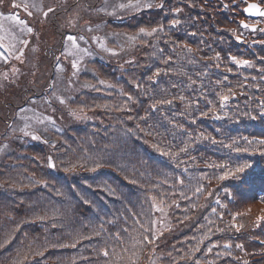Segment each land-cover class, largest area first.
<instances>
[{"label": "trees", "instance_id": "obj_1", "mask_svg": "<svg viewBox=\"0 0 264 264\" xmlns=\"http://www.w3.org/2000/svg\"><path fill=\"white\" fill-rule=\"evenodd\" d=\"M249 1L264 8V0H139L141 6L114 15L96 8L102 0H54L46 7L54 9L44 22L53 42L35 66L40 71L35 79L42 81L30 82L28 90L6 86L0 123L10 125L11 108L32 96L43 100L47 93V101L70 119L36 129L39 141L17 131L3 143L11 128L0 138V264H264V245L256 243L264 241V220L257 225L264 217V145L243 139L264 140V118L243 115H257L264 101V17L246 15ZM74 11L80 21L102 19L104 28L96 33L108 35L105 45L117 47L119 55L110 57L86 36L92 52L73 69L74 90L60 92L67 94L61 104L50 92L67 57L63 38L69 30L62 18ZM173 20L180 23L172 26ZM240 21L257 25L256 30L242 29ZM161 26L163 31L152 36L139 33ZM13 27L19 34V26ZM73 30L70 35L79 27ZM232 56L252 66L238 67ZM125 93L133 97L127 107ZM223 94L230 99L221 109ZM213 106L222 119L212 112L201 115ZM233 141L234 147H227ZM185 144L187 151L180 152ZM49 156L55 168L48 167ZM245 162L251 167L240 179L220 181L221 168L208 167L227 165V171ZM201 184L204 191L193 195ZM152 197L164 201V223L156 225L162 235L142 246L136 241L143 229L134 221L162 214L147 215ZM236 213L235 223L244 225L239 232L231 228ZM226 243L231 247L225 249ZM238 243L243 250L235 247Z\"/></svg>", "mask_w": 264, "mask_h": 264}, {"label": "rangeland", "instance_id": "obj_2", "mask_svg": "<svg viewBox=\"0 0 264 264\" xmlns=\"http://www.w3.org/2000/svg\"><path fill=\"white\" fill-rule=\"evenodd\" d=\"M53 1L54 0H28L29 3L36 2L40 4L44 11L47 10L46 7L50 6L53 3ZM56 1L66 4L69 0H56ZM144 1H148V0H144ZM22 2L23 0H0V13H3L4 16H7L9 14L18 15L21 19L25 20L29 26L34 28V34H29L23 37L24 39H28L30 41L29 45L25 48V51H24L23 63L15 60L11 56L9 57L8 60L14 59L15 63H7L8 61L4 62L3 60H0V74L8 73V79L6 80L3 78L2 75H0V101H1V95L3 94V90L6 88V86L11 85L12 83H14L18 87H21V86L25 87V90H28V88L26 87L27 84H31L33 81L35 82L34 85H40L42 80L35 79L36 78L35 75L39 74L38 72L40 71L35 69V66L37 67L39 63H42L43 57H45L43 55V50L49 44L53 42L52 31L51 30L49 31L48 28L44 27V22H45L46 17L43 16L42 12H37L35 10H32L33 15L28 16V14L23 11L22 7L13 8V3L22 4ZM136 3H137V0H102V3H99L98 7L96 8H98V10L104 9V11L102 12L105 14L114 15V14H118L122 12L123 8L119 7L120 4L135 5ZM130 8L136 9V7H130ZM79 18H80V15L76 14L75 11L72 13H69V17L67 18L64 17V19L62 18V23H64V26L67 28V30H69V34H66L65 37L63 38L64 45L68 46L67 52H65L67 54V57H64L63 59H61L63 63L60 62L59 68H58L59 73L53 79V89L50 92L51 98L53 97V92H55L57 96H62L61 93H65V92L68 93L71 90H74V86L76 82L75 78L77 77V73H75L76 71H74L72 68V61L73 59H76V57L72 55L73 50L70 44H68L66 40V37L70 35V31H74L73 29L75 27H79V32L78 33L76 32L72 35H76V36L83 35L86 39L88 37L90 38L92 42H95L98 47H100V44L97 41L92 40L91 37L93 36L100 37L104 44H105V39L107 40L108 35L106 34L98 35L96 33V31L100 30V28H104L102 19L100 20V22L97 21L96 23L93 21L87 22L84 17H82L80 21ZM0 23L4 24L5 32H12L14 34H18L17 29L13 27V25H16L14 21L7 22V20H2L0 21ZM89 27L92 28L91 32L88 31ZM8 42L9 41L6 39L5 43H8ZM78 43L80 47L82 48L87 47L89 49V54L92 52V49L89 48L90 46L88 45V41L87 43H85V41H78ZM108 48L115 49L117 53L116 55H112L108 53L110 57L119 55V49L115 47L114 45H112V47L109 46ZM33 49H35V51H33ZM0 51H5V49L0 48ZM87 55L84 56V59L82 61L89 59L86 57ZM13 66H15L16 68L20 70L19 74L16 76H13L11 72V69L13 68ZM60 77H62V82L60 80ZM62 84L64 87L61 86ZM16 86H12L11 91L8 92V93H11L10 94L11 97H13L12 91H14V94H17V91H15ZM8 93H6L5 95L7 96ZM47 95H49V93H47ZM65 95L67 96V94ZM46 96L43 97L44 98L43 100L38 99L37 97H34V96L29 97L28 102H26L25 104L20 105L18 108L10 109L9 118H10V121L12 120L11 124L9 125V123H6V124L0 123V138L5 133L6 128H11V132L4 136L3 143H7L9 141V138L15 132L19 131V129L23 128L26 123L31 125L29 131H32L33 133L35 131L36 133L37 132L36 129H41V126H47L48 128H50L52 125H56L60 123L62 124L61 120L68 121L70 119V114L68 116H63V114L60 113L59 110L54 108L52 104H48L46 102L47 101ZM10 99L15 100V98H10ZM61 109L63 110V108ZM49 116L54 119V124L48 123V121L45 119V117H49ZM37 119L44 120V122L38 123ZM22 134L24 135V133ZM26 137H29V136H26ZM2 147L0 149H2ZM162 215L163 214L159 215V217L157 218V221H159L160 218L162 219L161 217ZM256 240L258 241L259 239H256ZM256 243L262 244L261 242H256Z\"/></svg>", "mask_w": 264, "mask_h": 264}, {"label": "snow or ice", "instance_id": "obj_3", "mask_svg": "<svg viewBox=\"0 0 264 264\" xmlns=\"http://www.w3.org/2000/svg\"><path fill=\"white\" fill-rule=\"evenodd\" d=\"M140 6V3H139V0H137V3L135 5H125V4H120V8H125V7H139ZM147 7H151L150 4L146 5ZM163 5H161L162 7ZM22 7L23 8V11L25 13L28 14V16H32L33 15V11L32 10H35L37 12H42L43 16L44 17H48L50 13H53L54 12V9L52 7H49L47 8L46 11H44L42 9V6L36 2H32V3H29L28 0H23L22 4H16V3H13V8H20ZM31 9V10H30ZM100 11H104V9H100ZM175 13H179L181 12V9L180 8H175L173 10ZM243 11L247 12V13H255L256 15L258 16H261V17H264V11H261L258 6L256 4H251L249 5L247 8H245ZM2 20H8V21H14L16 23V25L19 26V34H14L12 32H5V29H4V24L3 23H0V48H3L5 49V51H0V60H3L4 62H7L9 57H13L15 60L17 61H20L21 63H23V57H24V51H25V48L29 45L30 41L28 39H24L23 37L26 36V35H29V34H34V28L29 26L28 23L21 19L18 15H7V16H4L3 13H0V21ZM180 21L179 20H173L171 22V25L172 26H175L177 24H179ZM240 25L242 27V29H249L250 26L243 22V21H240ZM251 30L252 31H255V26H251ZM88 31H92V28L89 27L88 28ZM160 31H163V26H161L160 28H152L150 31L144 29V28H141L139 30V33L140 34H143L144 36H152L154 33H157V32H160ZM261 32H264V29H260ZM194 35V34H193ZM8 40L9 42L8 43H5V40ZM92 40L94 41H97L99 44H100V47L102 50L112 54V55H116V50L113 49V48H108L104 43L103 41L101 40L100 37L98 36H93L91 37ZM130 40H135L136 37H130L129 38ZM237 40L240 39V36H237L236 37ZM66 40L68 42V44H70L71 48H72V55H74L76 57V59H73L72 61V68L73 69H78L79 67V62L82 61L84 59V56L89 54V49L87 47H80L78 41H85V43H87V40L86 38L83 36V35H80V36H76V35H68L66 37ZM67 45L65 46V52H67ZM33 51H35V49H33ZM188 51L190 52L191 49H188ZM62 55H64V53H62ZM216 57H219V53L216 54ZM59 57H57V60L59 61ZM171 59V58H169ZM233 62H235V64L238 66V67H242V66H249L251 67V62L248 61V60H245V59H238L237 57L235 56H232L230 58ZM264 59V58H262ZM59 67V65H58ZM19 69L16 68L15 66H13V68L11 69V72L13 74V76H16L19 74ZM229 71H231V69H229ZM3 76V78L6 80L8 79V73H3V74H0ZM156 75H159V70H157V73ZM149 79L151 80L152 77H149ZM225 79H227V77H225ZM255 79V78H253ZM71 83V82H69ZM99 83L101 85H104L105 84V81L101 80L99 81ZM107 87H112V85H107ZM137 87H139V85H137ZM232 96L235 95L234 92H231V89L228 90ZM127 99L125 101V107H127V104L129 102H131L133 100V97L130 95V94H124ZM53 98L57 101H59V103L61 104H66L67 101L64 99V97L62 96H57L55 94V92H53ZM230 99V96L228 94H223L220 96V108L223 109L226 105V103L229 101ZM49 104H51V101H47ZM161 103H171V101H161ZM156 105L153 104L152 105V108H155ZM214 108L215 106H213V108H210L208 112H202L201 115L202 116H208L210 112L214 113L215 115V118L216 119H222L223 117H221L219 115V113H215L214 112ZM258 108L260 109V111L258 112L257 115H252L251 112H244L243 115L244 116H247L249 119H252V120H256L259 116V118H264V101H260L259 105H258ZM130 110V109H129ZM23 111V110H21ZM73 116H76L77 118H81L80 116H78V114L73 111L71 113ZM228 113L225 112L224 113V116H227ZM131 118V117H129ZM45 119L48 121V123L50 124H54V119L52 117H45ZM37 122L38 123H43L44 120H41V119H37ZM31 125L26 123L24 125L23 128L19 129L20 132L24 133V135L26 136H31V138L33 140H41V137L39 135H36L34 134L32 131H29ZM199 138H204V139H212V142L213 143H217V141L212 138V137H203V135L201 134V137ZM244 141L246 143H248L249 145L253 144V143H259L260 145H264V140H260V141H255V140H248L246 137L243 138ZM43 143H48L47 140L43 141ZM235 141H233V144H230V145H227V147L229 148H233L234 145H235ZM53 148H55V144L53 143ZM187 148H188V144H185V146L183 148L180 149V152H186L187 151ZM2 150V149H0ZM235 151L237 152H240V151H245L247 152V148L245 149H240V148H235L234 149ZM165 154H169V153H165ZM173 158L177 157L179 155V153H170ZM261 155H264V152L261 153ZM48 167L49 168H55L56 165L55 163L53 162V158L51 156L48 157ZM208 167L209 168H221L222 170V173L221 175L217 176L216 179L220 180V181H224L228 178H232V179H240V177L245 173L246 169L250 168L251 165L247 162H245L244 164H241V165H238L234 168H229L227 171H224L223 169L224 168H227V165H224V166H221V165H216V164H208ZM204 178H207V177H204ZM38 183H43L41 181H38ZM178 183L183 185V180L182 179H178ZM204 191V186L201 184L199 187H197L195 189V192L193 193V195H196L197 193H202ZM212 193L209 192V195H211ZM183 195V193L181 194ZM185 199H188L189 197L185 196L184 197ZM87 203V201H85ZM164 201L161 200L159 203H157L156 201V198L155 197H152V203H151V209L148 210L147 212V215L149 217H151L152 215V211H158L160 213H164V208L161 206L163 205ZM216 203H220L219 199H217ZM193 207H196L195 204L192 205ZM221 207H226L225 205H221ZM212 213L213 214H217V209L216 208H212L211 209ZM145 215V213H141V216ZM219 217H223L224 213L223 212H220L218 213ZM240 214L239 213H236V214H233L232 216V219H233V223L231 224V228H234L236 232H239L241 230V228L244 227L243 224H236L235 223V220L237 219V217L239 216ZM264 220V217H258L257 218V225H259L260 221ZM135 223L137 224H140V228L143 229V232L140 234L142 236V239H139L136 241V243L140 244V245H153L155 244V241L157 240L158 236L159 235H162V233L160 232V230L156 227L157 223L159 222L161 224V226H163V220H155V219H146L144 221V223H140V220H135L134 221ZM209 223H211V221H209ZM151 225V227H148L146 225ZM101 230H103V228H101ZM124 231H127L126 229ZM212 231L211 228L208 229V232L210 233ZM217 231H224V229H220V228H217ZM151 237V239L149 238ZM119 237L117 236V239ZM208 236H207V233L205 234L204 237L201 238L200 240V243H203V241L205 239H207ZM262 244H264V241H261ZM0 247H3V245H0ZM72 247H75V244L72 245ZM215 247V245L213 246H209L207 251L208 252H212V248ZM225 249H228L231 247L230 244H225L223 246ZM236 248L238 249H241L243 250V244H236L235 245ZM193 251H199V248L197 247L196 249H194ZM193 253L192 252H189L187 255L189 257H191ZM229 255L231 253H228ZM103 255L105 257H108L109 256V252L107 250H104L103 251ZM181 259H184V257H181ZM174 264H176V262L174 261ZM198 264V262H197ZM243 264H249V261H244Z\"/></svg>", "mask_w": 264, "mask_h": 264}, {"label": "water", "instance_id": "obj_4", "mask_svg": "<svg viewBox=\"0 0 264 264\" xmlns=\"http://www.w3.org/2000/svg\"><path fill=\"white\" fill-rule=\"evenodd\" d=\"M251 4H256L261 11H264V9L258 3H256V2H250L245 8H247ZM245 13H246V15L252 16V17H257L258 16L255 13H247V12H245ZM251 26H255V25H250V28H251Z\"/></svg>", "mask_w": 264, "mask_h": 264}]
</instances>
